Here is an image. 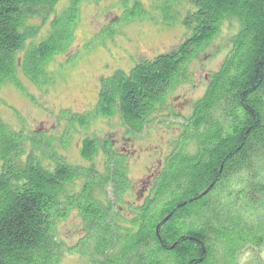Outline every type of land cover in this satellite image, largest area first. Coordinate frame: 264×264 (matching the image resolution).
Wrapping results in <instances>:
<instances>
[{"label":"trees","instance_id":"obj_1","mask_svg":"<svg viewBox=\"0 0 264 264\" xmlns=\"http://www.w3.org/2000/svg\"><path fill=\"white\" fill-rule=\"evenodd\" d=\"M83 1L0 0V91L11 85L23 93L20 75L37 88L50 85L48 68L70 53ZM118 5V22L100 37L114 38L134 22H177L187 36L169 52L102 78L94 106L61 114L60 137L18 131L0 116V264H63L75 253L84 264H240L246 251L247 264H264V0ZM225 22L237 28L217 48L221 66L191 112L173 116L179 134L148 198L127 207L129 156L111 150L91 125L140 137L168 111L177 87L195 82L194 67ZM71 133L79 134L76 161L64 153ZM130 212L138 215L135 226L117 216ZM186 215L198 224L185 227ZM72 217L81 238L69 247L60 229Z\"/></svg>","mask_w":264,"mask_h":264},{"label":"rangeland","instance_id":"obj_2","mask_svg":"<svg viewBox=\"0 0 264 264\" xmlns=\"http://www.w3.org/2000/svg\"><path fill=\"white\" fill-rule=\"evenodd\" d=\"M63 4L65 0H62ZM149 6L153 0H141ZM61 8V5L59 6ZM121 10L118 0H84L80 7V21L74 31L70 53L56 57L48 68L51 76L50 85L37 88L27 82L21 75L19 79L24 92L19 93L11 85H5L0 91L2 105L0 116L12 128L21 130L23 126L34 134L60 137L66 123L61 119L63 112L84 114L94 106L98 96L99 82L113 74L115 70L128 71L134 63L152 59L176 48L186 38V30L174 23L170 27L148 22H134L119 26L116 37H100L99 33L106 27L116 24ZM157 18V16H155ZM158 19V18H157ZM159 21V20H158ZM38 24V21L32 22ZM161 24V25H160ZM235 22H225L218 39L204 53L202 62L194 67L199 72L197 78L216 72L224 58V53L217 48L236 32ZM40 36L46 34V27H40ZM97 37V38H96ZM72 59H69V57ZM67 62V63H66ZM203 85L195 82L184 84L170 95L168 111L163 112L154 124L149 125L136 139L128 138L115 126L94 122L91 128L100 130L115 143H126L128 149V179L133 189L124 197V204L133 207L140 204L141 183L148 174L150 166L156 167L162 158L170 153L172 140L178 136V124L173 116L187 114L191 104L203 93ZM168 112H173L169 115ZM74 137L66 157L76 161L74 147L79 143L78 133ZM127 156V157H128ZM125 206V207H126ZM74 218L61 225L60 238L69 247L79 241L81 235L74 230ZM247 252V251H246ZM241 255L240 264L248 263V254ZM262 255L261 253H259ZM258 254V255H259ZM63 264H84L78 254L67 255Z\"/></svg>","mask_w":264,"mask_h":264},{"label":"flooded vegetation","instance_id":"obj_3","mask_svg":"<svg viewBox=\"0 0 264 264\" xmlns=\"http://www.w3.org/2000/svg\"><path fill=\"white\" fill-rule=\"evenodd\" d=\"M208 76H209V74L207 75L206 74V76H204L203 78H196V85H203V84H205L206 83V81H207V78H208ZM206 77V78H205ZM204 82V83H203ZM206 85V84H205ZM203 87H204V85H203ZM205 89V88H204ZM203 89V90H204ZM203 94H201V96H202ZM200 96V97H201ZM192 104V103H191ZM191 104H188V105H186L187 107H190V109H188L189 111L187 112V114H189L190 112H191ZM184 115H186V114H184ZM132 139H135V138H133L132 137ZM110 142H111V144H110V148H111V150H117V152L118 153H125V155L126 156H128V154L130 153L131 155H133V153H134V150H132V149H128V147L129 146H127L126 145V143H128V142H121V143H115V141L114 140H110ZM166 157L167 156H165L164 158H162V160H160L159 161V163H157V165H156V167H152V166H150V167H148L146 170L148 171V174L146 175V176H144L145 178V180L144 181H142V182H140L141 183V198H140V203H142V202H144L147 198H148V196H149V194H150V192H151V190H152V187H153V183L158 179V178H160V175H161V170L163 169V163H164V161H165V159H166ZM127 164V163H126ZM132 187V189H133V185L131 186ZM117 216H126L125 218H126V220H127V225L129 224V225H134L135 223H136V221H137V217H138V215L137 214H135V213H133V212H130V213H127V214H121V215H117ZM195 218H196V215L194 216V215H186L185 217H184V225H185V227H190V225H192L193 223H194V221H196V223L198 224V222H197V220H195ZM193 225H196V224H193ZM135 226V225H134ZM184 237V236H183ZM181 241L182 240H180V241H178V243L177 244H180L181 243ZM177 244H175L173 247H175ZM198 264L200 263V262H197Z\"/></svg>","mask_w":264,"mask_h":264},{"label":"water","instance_id":"obj_4","mask_svg":"<svg viewBox=\"0 0 264 264\" xmlns=\"http://www.w3.org/2000/svg\"><path fill=\"white\" fill-rule=\"evenodd\" d=\"M206 78V77H205Z\"/></svg>","mask_w":264,"mask_h":264}]
</instances>
